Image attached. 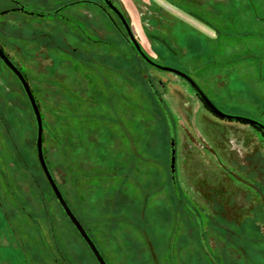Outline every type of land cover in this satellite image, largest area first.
<instances>
[{"label":"rangeland","instance_id":"rangeland-1","mask_svg":"<svg viewBox=\"0 0 264 264\" xmlns=\"http://www.w3.org/2000/svg\"><path fill=\"white\" fill-rule=\"evenodd\" d=\"M19 1L35 12L0 13V40L34 38L10 58L40 105L51 175L108 264H264V133L152 67L89 0ZM113 1L149 55L219 108L264 121V0H233L228 28L176 44L147 30L162 17L146 0ZM26 94L0 58V264H100L42 169Z\"/></svg>","mask_w":264,"mask_h":264},{"label":"water","instance_id":"water-1","mask_svg":"<svg viewBox=\"0 0 264 264\" xmlns=\"http://www.w3.org/2000/svg\"><path fill=\"white\" fill-rule=\"evenodd\" d=\"M104 2L106 3L107 6H109L113 12L115 13V15L118 17V19L121 20L122 22V26L124 28V31L126 32V39L129 43V45L132 46L134 52L136 54L139 55V57L141 56L142 58H144L146 61H148L150 63V65L152 67H156L159 69H165L173 71L177 74L180 75V77H183L188 83H190L193 86V90L194 92L200 96L203 100V102L205 103V105L207 106V108H210L211 110H213L215 113H217L219 116L221 117H225V118H229V119H234V120H243V121H247L248 123H252L257 125L262 132H264V121L258 119V118H254V117H247L244 115H234L233 113H229L221 108H219L214 100L206 94V92L204 91L203 87L199 84V82H197L195 79H193L192 75L187 72L186 70L183 69H179L177 67H173L170 65L166 64H162L156 57H152L151 55H149L146 52V49L144 48L143 45H141L140 42H138L137 36L135 34V32H133L130 22L128 19H126V17L123 14V11L116 6V4L112 1V0H104ZM40 13H47L46 11H39ZM0 58L2 59V61L7 64V66H10V69L15 73V75L20 79V84L21 86H23L24 90L26 91V95L29 99V102L32 104V110H33V114L35 116L36 119V129H37V134H36V142H37V148H36V153L39 156V162L42 166V169H44L45 171V175L48 179L49 182H51L52 185V189L55 193V195H57L58 197V201L60 202L61 206L65 209L66 215H68V217L70 218V220L73 221V223L75 224L76 229L78 230V233H80L84 238L85 242L87 243L88 246H90L91 250L93 251V256L99 261L100 264H108L107 260L103 257V255L100 252V249L98 246H96V244L93 242L92 240V236L86 231V229L83 227L82 222H80L78 220V218L76 217V215L73 213L74 211L72 210L71 207H69V205L67 204V202L65 201V197L64 195L61 193V191L58 188V183L57 181H55V179L53 178V176L51 175V171L50 168H48L47 164H46V157L43 154V147H44V142H43V138H42V134L44 133V129H43V116L41 115V111H40V105L37 102L36 98L34 97V92L33 90L30 88V85L28 83V79L27 77L24 75V73L22 71H20L19 66L14 63L11 58L8 56V54H6V51L3 50V48L0 45ZM159 102H163L162 99L158 98ZM175 138L173 137L172 142L170 143V150H171V156H170V163L172 164V168L171 171L173 174H175V169H176V163H175V155H176V150H175ZM174 176V175H173Z\"/></svg>","mask_w":264,"mask_h":264},{"label":"crops","instance_id":"crops-1","mask_svg":"<svg viewBox=\"0 0 264 264\" xmlns=\"http://www.w3.org/2000/svg\"><path fill=\"white\" fill-rule=\"evenodd\" d=\"M146 5L155 9L151 15L162 17L156 21L148 19L151 27L147 30L166 32L165 38L173 43L180 34L185 38L194 31L210 37L212 32L229 27L223 23L234 22L233 0H146Z\"/></svg>","mask_w":264,"mask_h":264},{"label":"flooded vegetation","instance_id":"flooded-vegetation-1","mask_svg":"<svg viewBox=\"0 0 264 264\" xmlns=\"http://www.w3.org/2000/svg\"><path fill=\"white\" fill-rule=\"evenodd\" d=\"M15 2V4L13 5V6H10V7H0V13H9V12H11V10H13V9H19V10H23V11H25V12H30L31 14L32 13H34L35 11L34 10H29V9H27V8H25L24 7V5H22L21 3H20V1L18 0H14ZM90 2H92L93 4H96L97 6H99V7H101L102 9H104L105 11H106V13H108L109 14V16L111 17V19L113 20V22H114V27L119 31V32H121L124 36H125V40L127 41V39H126V32L124 31V28H123V24H122V22H121V20L120 19H118V17L115 15V13L113 12V10L109 7V6H107L106 5V3L105 2H100V1H91V0H89ZM113 1V0H112ZM114 3H115V1H113ZM116 4V3H115ZM116 6H117V4H116ZM119 7V6H118ZM120 8V7H119ZM121 9V8H120ZM85 10V9H84ZM47 13H54V10H50L49 12H47ZM37 14L38 15H45L44 13H40V12H37ZM14 21V23L15 22H18V23H20V26H19V28H21L22 26H26V20H23V19H16V20H12V22ZM32 24V29L33 28H35V25L37 24L36 22H32L31 23ZM52 26H50L49 27V24L47 25V27H46V29L48 30V31H50L49 29H51L52 30V28H51ZM45 28H44V30H46ZM46 30V31H47ZM45 31V32H46ZM20 34H22L21 33V30H19V29H16V31H14V33H6V34H4V42H2L1 40H0V45H1V47L3 48V50H5L6 51V54H8V56L10 57V56H13V57H16V56H14V52L17 50V51H19V52H21L22 51V49L26 46V47H28L26 44H25V42L26 41H34V38L33 39H29V38H26V39H23L22 38V36L20 35ZM96 40H98V39H96ZM99 41V40H98ZM2 42V43H1ZM128 42V41H127ZM129 44V43H128ZM29 46H31V45H29ZM14 51V52H13ZM27 53V51H25V54ZM135 53V52H134ZM17 58V57H16ZM17 60H19V59H17ZM19 62H21L20 60H19ZM10 67V66H9ZM23 72V71H22Z\"/></svg>","mask_w":264,"mask_h":264},{"label":"trees","instance_id":"trees-1","mask_svg":"<svg viewBox=\"0 0 264 264\" xmlns=\"http://www.w3.org/2000/svg\"><path fill=\"white\" fill-rule=\"evenodd\" d=\"M145 80L147 81V83L148 84H150L149 86H150V88H151V92H152V94H153V97H156L157 99L159 98V99H162V97L159 95V92L156 90L157 88L154 86V84H152L151 83V80H149V78L148 77H146L145 78ZM252 124V123H251ZM253 125H255V124H253ZM255 127H257L258 129H260L257 125H255ZM261 130V129H260ZM261 133H264V132H262L261 131ZM171 174H170V176H171V178L173 179V187L174 186H176L177 184H176V182H177V177L175 176V174H173L172 172H170ZM174 175V176H173Z\"/></svg>","mask_w":264,"mask_h":264}]
</instances>
